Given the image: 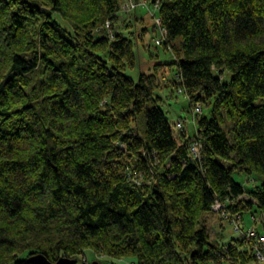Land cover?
<instances>
[{"label": "trees", "instance_id": "16d2710c", "mask_svg": "<svg viewBox=\"0 0 264 264\" xmlns=\"http://www.w3.org/2000/svg\"><path fill=\"white\" fill-rule=\"evenodd\" d=\"M137 1L0 0V264L254 260L253 243L211 240L206 215L264 218V0H145L169 83L160 63L125 75L135 44L114 20Z\"/></svg>", "mask_w": 264, "mask_h": 264}, {"label": "rangeland", "instance_id": "374dc122", "mask_svg": "<svg viewBox=\"0 0 264 264\" xmlns=\"http://www.w3.org/2000/svg\"><path fill=\"white\" fill-rule=\"evenodd\" d=\"M131 4L134 5L135 11L133 12L129 11L131 9H127V5L124 2H121L120 5L122 10L118 13L119 17L114 20V30L125 36L130 33V38L135 44L134 52L136 55V66L133 70H127L125 75L136 80L139 72L148 74L153 70V66L156 63H160L158 65L160 67L158 70H160L164 76L162 77L159 72L158 77L165 83H169L172 79V74L169 72V66L162 64V62L168 64L172 63L174 54L168 50H164L162 45L155 44V41L159 40L160 36L158 33V24L156 22L157 19L153 15L154 8L145 0H138L137 3L131 2ZM74 11L78 13L81 12L78 9H74ZM122 14L124 17H121ZM143 28L145 30H142ZM165 83H163V85H166ZM165 100L166 102L164 103H168V106L164 105V108L171 111V113L173 112L175 120L180 119L182 121L183 131L189 132V135L192 136L195 131L194 117L192 108L189 107L185 97L179 95L175 98L172 92ZM172 130L173 135L177 136L178 131L174 127H172ZM233 179L247 190H250L254 186L252 183L248 182L249 180L243 174L234 173ZM243 198L246 197L243 196ZM228 216H231V223L225 222ZM206 218L207 230L211 240L220 244L222 239H226V243L231 242L235 247L241 246L242 244L240 243L243 239L246 242L253 243L252 254L254 260L248 264H264V252H262L264 251V241L260 239L262 235H259L260 232L264 235V218H259V216H257L251 223V216L249 214L241 216V214L236 212L229 215L219 208L215 209L214 213L207 214ZM243 222H245V226ZM92 262L98 264H130V260L126 258L111 259L103 257L101 254L90 252H87L85 256L76 258V264H91Z\"/></svg>", "mask_w": 264, "mask_h": 264}, {"label": "water", "instance_id": "95a60500", "mask_svg": "<svg viewBox=\"0 0 264 264\" xmlns=\"http://www.w3.org/2000/svg\"><path fill=\"white\" fill-rule=\"evenodd\" d=\"M29 264H76L75 260L68 258H61L56 263H49L42 255L33 256L28 260ZM91 264H98L96 262H92Z\"/></svg>", "mask_w": 264, "mask_h": 264}, {"label": "built area", "instance_id": "2783aa9c", "mask_svg": "<svg viewBox=\"0 0 264 264\" xmlns=\"http://www.w3.org/2000/svg\"><path fill=\"white\" fill-rule=\"evenodd\" d=\"M160 42L159 41H156V44L158 45ZM195 153H196V150H193V155H195ZM262 238H260L262 241H264V236H261Z\"/></svg>", "mask_w": 264, "mask_h": 264}]
</instances>
